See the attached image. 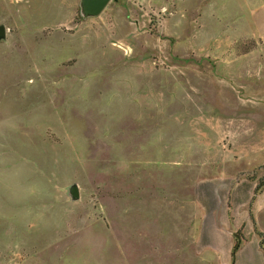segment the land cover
Instances as JSON below:
<instances>
[{"label":"rangeland","instance_id":"rangeland-1","mask_svg":"<svg viewBox=\"0 0 264 264\" xmlns=\"http://www.w3.org/2000/svg\"><path fill=\"white\" fill-rule=\"evenodd\" d=\"M80 1L0 0V264H264V0Z\"/></svg>","mask_w":264,"mask_h":264},{"label":"water","instance_id":"water-1","mask_svg":"<svg viewBox=\"0 0 264 264\" xmlns=\"http://www.w3.org/2000/svg\"><path fill=\"white\" fill-rule=\"evenodd\" d=\"M109 2L110 0H81L80 5L82 12L85 16H97L104 10V8L107 6ZM4 36H5L4 26H0V39L4 38ZM69 196L73 201L78 200L79 193L76 184L70 186ZM236 238L238 239V236H236ZM236 249L237 247L234 248L233 252L234 251L236 252Z\"/></svg>","mask_w":264,"mask_h":264},{"label":"trees","instance_id":"trees-1","mask_svg":"<svg viewBox=\"0 0 264 264\" xmlns=\"http://www.w3.org/2000/svg\"><path fill=\"white\" fill-rule=\"evenodd\" d=\"M261 187H264V184H261V182L255 187V189H254V195H257L258 194V192H259V190L261 189ZM251 219H252V217H251ZM252 221H253V219H252ZM258 235L260 236V246H261V248H262V250H263V252H264V247H263V245H264V240H263V236H262V233H258ZM237 246H235V248H236ZM238 249V248H237ZM236 249V250H237ZM232 256H233V254H232Z\"/></svg>","mask_w":264,"mask_h":264}]
</instances>
